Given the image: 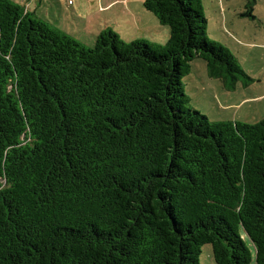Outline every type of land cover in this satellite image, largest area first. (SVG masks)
<instances>
[{"label": "trees", "instance_id": "obj_1", "mask_svg": "<svg viewBox=\"0 0 264 264\" xmlns=\"http://www.w3.org/2000/svg\"><path fill=\"white\" fill-rule=\"evenodd\" d=\"M143 7L165 45L90 49L0 0V264H264V120L212 122L182 82L250 79L202 0Z\"/></svg>", "mask_w": 264, "mask_h": 264}, {"label": "rangeland", "instance_id": "obj_2", "mask_svg": "<svg viewBox=\"0 0 264 264\" xmlns=\"http://www.w3.org/2000/svg\"><path fill=\"white\" fill-rule=\"evenodd\" d=\"M10 1L90 49L94 48L97 36L105 28H111L126 43L145 41L163 46L168 40V27L160 25L143 7L144 0H132L130 11L123 13L127 14L126 18H122L123 7L119 3L109 12L100 10L94 14L97 10L95 0H72L71 3L67 0ZM83 1H89L91 5H84ZM102 2L105 6V0ZM247 2L202 0L209 39L227 48L250 79L245 80L247 86L237 84L235 90H231L221 80L208 76L203 60L196 58L190 63V73L182 80L190 107L212 122L256 124L264 120V0H255L252 17L243 15L248 12ZM110 17L115 20L114 26L104 22ZM155 23L157 30H154ZM199 264H216L211 245L202 246Z\"/></svg>", "mask_w": 264, "mask_h": 264}, {"label": "crops", "instance_id": "obj_3", "mask_svg": "<svg viewBox=\"0 0 264 264\" xmlns=\"http://www.w3.org/2000/svg\"><path fill=\"white\" fill-rule=\"evenodd\" d=\"M96 1V9L97 10H95V12H94V14H97V13H99L100 12V10H102V11H111V9H112V7L114 6V4L116 5V3H119L118 5H122V7H123V12H121L122 13V18H126L127 17V14H123L124 12H128V11H130V8H131V2H134V1H132V0H126V1H124V2H118V0H105V2H106V4H105V6H103V0H95ZM141 1V0H140ZM91 2H93V0L91 1ZM90 2V3H91ZM81 3H83L84 5H88V6H90L91 4L89 3V1H86V2H81ZM100 4H101V6H100ZM79 6H80V4H79ZM79 8V7H78ZM26 9V8H25ZM128 16H129V14H128ZM131 17H132V19H133V14L131 15ZM146 17V16H145ZM121 19V18H120ZM107 25H115V20L113 19V18H108V19H106L105 21H104ZM129 23V21H126V24H128ZM152 24V23H151ZM154 25H156L155 26V28H154V30H157V23H155ZM168 30V29H167ZM166 31V30H165ZM167 33H168V38H169V30L168 31H166Z\"/></svg>", "mask_w": 264, "mask_h": 264}, {"label": "built area", "instance_id": "obj_4", "mask_svg": "<svg viewBox=\"0 0 264 264\" xmlns=\"http://www.w3.org/2000/svg\"><path fill=\"white\" fill-rule=\"evenodd\" d=\"M68 1V3H71L72 2V0H67Z\"/></svg>", "mask_w": 264, "mask_h": 264}]
</instances>
